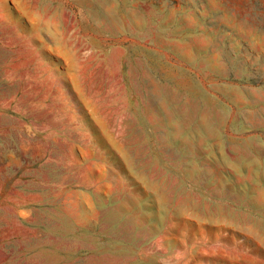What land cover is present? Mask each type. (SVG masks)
<instances>
[{"label": "rangeland", "instance_id": "374dc122", "mask_svg": "<svg viewBox=\"0 0 264 264\" xmlns=\"http://www.w3.org/2000/svg\"><path fill=\"white\" fill-rule=\"evenodd\" d=\"M0 264H264V0H0Z\"/></svg>", "mask_w": 264, "mask_h": 264}]
</instances>
